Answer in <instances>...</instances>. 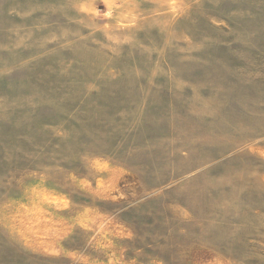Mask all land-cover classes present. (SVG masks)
I'll list each match as a JSON object with an SVG mask.
<instances>
[{"label": "rangeland", "instance_id": "1", "mask_svg": "<svg viewBox=\"0 0 264 264\" xmlns=\"http://www.w3.org/2000/svg\"><path fill=\"white\" fill-rule=\"evenodd\" d=\"M0 264H264V0H0Z\"/></svg>", "mask_w": 264, "mask_h": 264}]
</instances>
